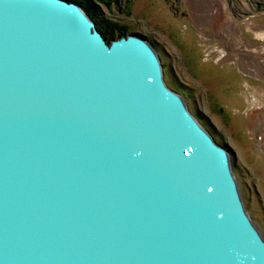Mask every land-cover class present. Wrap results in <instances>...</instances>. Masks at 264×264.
I'll return each mask as SVG.
<instances>
[{
    "label": "water",
    "instance_id": "obj_1",
    "mask_svg": "<svg viewBox=\"0 0 264 264\" xmlns=\"http://www.w3.org/2000/svg\"><path fill=\"white\" fill-rule=\"evenodd\" d=\"M0 264H264L154 46L75 1L0 0Z\"/></svg>",
    "mask_w": 264,
    "mask_h": 264
},
{
    "label": "rangeland",
    "instance_id": "obj_2",
    "mask_svg": "<svg viewBox=\"0 0 264 264\" xmlns=\"http://www.w3.org/2000/svg\"><path fill=\"white\" fill-rule=\"evenodd\" d=\"M90 1L97 26L154 46L166 84L228 149L244 207L264 238V0Z\"/></svg>",
    "mask_w": 264,
    "mask_h": 264
},
{
    "label": "trees",
    "instance_id": "obj_3",
    "mask_svg": "<svg viewBox=\"0 0 264 264\" xmlns=\"http://www.w3.org/2000/svg\"><path fill=\"white\" fill-rule=\"evenodd\" d=\"M70 1H75V2H77L79 4H81L83 6V8L88 12V14L93 19H95V18L100 16L99 9L96 6H94V4L90 0H70ZM101 23H102V20H101ZM98 28L104 34V36L108 40V42H112L114 39H116L115 33L118 30H114L112 33L111 32H107L106 28L103 26V23L98 25ZM118 36L119 37L124 36V33L123 32H119Z\"/></svg>",
    "mask_w": 264,
    "mask_h": 264
}]
</instances>
